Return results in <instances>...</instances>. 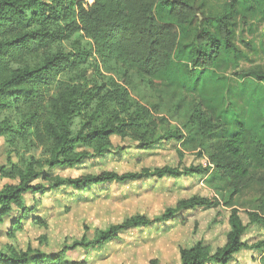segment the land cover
Masks as SVG:
<instances>
[{
    "label": "trees",
    "instance_id": "obj_1",
    "mask_svg": "<svg viewBox=\"0 0 264 264\" xmlns=\"http://www.w3.org/2000/svg\"><path fill=\"white\" fill-rule=\"evenodd\" d=\"M207 0H0V137L9 147L8 165H0V176L16 181L0 190V225L9 222V235L22 230V220L31 212L27 195L42 193L47 185H69L81 192L107 183L201 175L213 169L229 182L231 199L248 185L264 184V141L244 124L213 146L207 166H163L140 172L102 171L63 179L46 173L58 167L103 156L116 148L112 138H129L140 148L161 140L182 142L178 130L161 128L166 118L157 107L134 97L127 74L142 79L157 78L173 63L180 30L176 23L158 19V4H171L170 15L180 24L192 21ZM231 8L237 0H232ZM220 38L205 32L192 62L193 69H208L224 48L237 51L233 41L234 20L220 16ZM117 63L126 70L123 80L105 69ZM264 80L262 65L237 73ZM189 123L204 137L223 126L214 114L197 104ZM182 154V151L179 150ZM13 155L17 161H13ZM42 180L39 183H34ZM216 197L195 196L177 202L154 218L136 215L94 237L81 240L50 254L29 247L9 246L0 251V264H70L69 250H88L105 245L126 230L166 222L182 210L215 207ZM252 223L264 224V217L249 212ZM226 243L214 254L202 241L180 250L181 264H229L243 249L264 248V240L249 245L242 238L246 225L240 210L231 209ZM1 233V229H0ZM264 258V256H263ZM151 264H158L156 259Z\"/></svg>",
    "mask_w": 264,
    "mask_h": 264
},
{
    "label": "rangeland",
    "instance_id": "obj_2",
    "mask_svg": "<svg viewBox=\"0 0 264 264\" xmlns=\"http://www.w3.org/2000/svg\"><path fill=\"white\" fill-rule=\"evenodd\" d=\"M231 1L207 0L196 17L184 24L170 15V3L158 4L155 8L158 19L176 23L180 30L173 63L157 78L142 79L134 71L127 74L132 95L149 107H157L166 118L160 133L178 130L184 135L181 143L161 140L150 148H140L129 138L115 136L112 142L122 150L114 149L71 168L58 167L46 173L68 179L102 171L140 172L143 168L179 165L205 167L213 146L235 134L241 124L264 141V80L237 75L252 66L264 68V0H237L233 8ZM224 14L234 20L233 41L237 51L224 48L212 67L193 69L191 62L200 47L198 37L209 32L220 38L219 18ZM105 71L120 81L126 76V70L114 62ZM197 104L223 123L209 137L202 136L198 127L189 123ZM8 155L9 147L0 137V165L9 166ZM12 159L17 161L14 155ZM14 183L15 180L0 176V190ZM45 184L47 188L42 193L25 197L32 210L22 220V230L11 237L9 222L0 225V251L7 252L9 246L17 250L32 247L53 254L84 235L92 238L96 231L136 215L154 218L175 207L178 201L195 196H214L219 204L182 210L169 221L126 230L98 248L69 250L66 260L70 264H151L156 259L158 264H181L180 250L197 241H202L214 254L226 243L233 207L240 210L246 225L243 242L252 245L264 240V224L252 223L248 214L257 212L264 217V184H250L231 199L229 182L213 169L201 175L112 182L81 192L69 185L52 188L48 182ZM263 256L264 248H246L229 264H264Z\"/></svg>",
    "mask_w": 264,
    "mask_h": 264
}]
</instances>
